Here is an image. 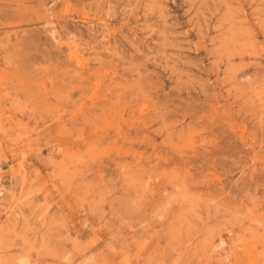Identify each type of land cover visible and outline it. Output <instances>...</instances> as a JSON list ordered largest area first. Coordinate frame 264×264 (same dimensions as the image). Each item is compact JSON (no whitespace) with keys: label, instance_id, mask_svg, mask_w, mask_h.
<instances>
[{"label":"rangeland","instance_id":"1","mask_svg":"<svg viewBox=\"0 0 264 264\" xmlns=\"http://www.w3.org/2000/svg\"><path fill=\"white\" fill-rule=\"evenodd\" d=\"M0 264H264V0H0Z\"/></svg>","mask_w":264,"mask_h":264}]
</instances>
